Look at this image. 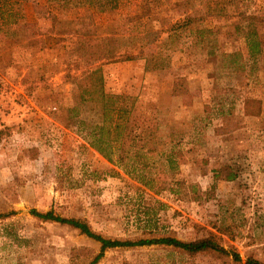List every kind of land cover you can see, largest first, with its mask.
<instances>
[{"label":"rangeland","instance_id":"rangeland-1","mask_svg":"<svg viewBox=\"0 0 264 264\" xmlns=\"http://www.w3.org/2000/svg\"><path fill=\"white\" fill-rule=\"evenodd\" d=\"M21 1L24 19L0 33V264H89L99 253V243L32 217V209L81 220L111 239L213 235L227 252L115 248L96 264H245L248 258L264 264V48L249 60L243 40L249 24L235 32L232 5L221 6L231 18L196 25L215 33L204 48L194 45L193 34L170 40L156 34L182 18L175 7L181 0H121L119 9L104 13ZM188 1V13L207 12L205 0ZM221 1L212 0V10ZM242 8L264 16V0ZM126 16L143 18L145 30L134 26L144 54L160 51L164 67L104 63V87L155 105L178 126L183 156L174 172L157 165L159 193L89 148L66 114L77 101L71 76L82 78L90 64L98 66L103 47L112 44L102 40L134 23ZM254 26L264 32V24ZM232 53L238 55L222 56ZM177 77L186 93H172ZM246 99L259 102L260 115L244 114ZM148 220L151 231L144 230Z\"/></svg>","mask_w":264,"mask_h":264},{"label":"trees","instance_id":"trees-1","mask_svg":"<svg viewBox=\"0 0 264 264\" xmlns=\"http://www.w3.org/2000/svg\"><path fill=\"white\" fill-rule=\"evenodd\" d=\"M211 1L205 0L208 4L207 12L196 16L188 13V0L176 2L175 7L180 13H183L180 14L182 18L168 24L166 30L156 32V34H167V40L179 37L182 32L185 35L193 34L196 37L194 38V45L200 43L204 48H207L212 42L210 36L215 33L210 28L197 27L196 25L205 24L209 18H231V15L226 14L224 8H221L222 4L228 3L232 5L235 13V32L238 33L241 30V25L249 24L248 29L244 32L243 40L249 60H255L262 54L264 48V32H259L255 26H251L256 25L257 22L264 24V16L257 17L255 14H248L247 11L242 10V7H247L249 0L215 2L213 4L220 5V8H215L216 10H212ZM48 2L53 8H60L62 7L61 4L70 6V8H82L84 6L99 13L115 11L119 9L121 4V0H48ZM21 7V0H0V33L10 31L13 26L19 24L20 20L24 19ZM124 18L129 22L134 21V23L123 25L121 34L102 40L104 43L112 44L103 47L102 54L96 59V63H99L98 66L93 68L90 64L84 71L82 78L71 76L73 84L77 88V101L73 106L66 109V114L68 120L75 125L77 132L82 135L89 148L97 152L109 164L123 170L132 180L159 193L164 189V186H157L155 169L159 165L166 171H176L178 159L183 156V142L175 121L167 115L164 116L163 112L158 110L155 105L144 107L139 103L138 97L109 93L105 90L101 68L104 63L144 60L145 68L151 65L153 70H162L164 67V60L160 51L151 54L150 57L144 54V40L136 30V27L146 29V25L141 23L143 18L132 19L131 16ZM51 19H56V17L51 16ZM162 42L164 40H161L160 44ZM237 55V53L222 54L223 57H235ZM186 91L183 78L177 77L173 83L172 93L182 94ZM244 105V114L260 115L259 102L246 99ZM219 115L223 116V112H219ZM234 178L235 176L229 177V179ZM29 213L32 217L44 222L69 226L99 243V253L89 264H96L108 249L152 245L171 247L188 255L227 254L214 240L213 235L193 241H180L171 236H152L151 238H140L133 241L111 239L95 233L87 223L78 219L61 217L52 211L42 213L32 209ZM145 224L144 230L151 231L149 230L150 221L148 220ZM233 256L235 259H239L237 254ZM245 264L263 263L248 258Z\"/></svg>","mask_w":264,"mask_h":264}]
</instances>
